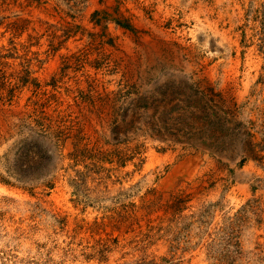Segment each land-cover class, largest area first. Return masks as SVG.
<instances>
[{
    "label": "rangeland",
    "instance_id": "374dc122",
    "mask_svg": "<svg viewBox=\"0 0 264 264\" xmlns=\"http://www.w3.org/2000/svg\"><path fill=\"white\" fill-rule=\"evenodd\" d=\"M0 264H264V0H0Z\"/></svg>",
    "mask_w": 264,
    "mask_h": 264
}]
</instances>
